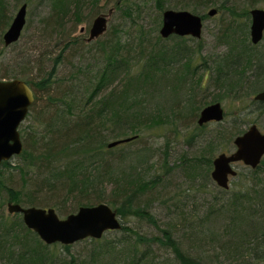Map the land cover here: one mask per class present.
Returning <instances> with one entry per match:
<instances>
[{"label": "trees", "instance_id": "obj_1", "mask_svg": "<svg viewBox=\"0 0 264 264\" xmlns=\"http://www.w3.org/2000/svg\"><path fill=\"white\" fill-rule=\"evenodd\" d=\"M107 1L111 5L103 11ZM258 1L105 0L98 5V0H40L47 10L38 21L37 55L17 54L18 60L0 61V78L19 77L33 93L26 115L17 126L22 148L14 156L18 158L15 168L21 174V185L13 187L0 176V259L7 262L2 264H41L47 259L45 244L23 224L20 215L2 211L1 206L7 201L51 206L61 214L74 211L78 205L105 202L121 217L116 228L120 234L101 242L103 248L96 250L97 254L111 253L115 244L121 242L127 244L122 257L125 264L152 260L153 264H163L149 245L156 241L169 246L178 262L198 264L199 255L191 258L187 250L184 252L170 228L161 227L160 234L147 236L129 221L135 217L156 225L148 200L159 196L170 183L173 168L166 164V158L172 155L170 139L180 136L190 146L200 143L190 156L179 150V172L183 177L198 175L212 180L209 165L213 146L223 137L240 133L244 128L239 125L254 122V115L264 113V101L250 98L246 109L230 119L197 124L195 118L206 103L223 97L239 100L251 90L264 88V53L255 47L259 40L252 43L248 36V9ZM170 6L189 7L200 14L202 28L207 15L204 9L214 7L213 44L222 46L220 50L193 63L202 55L198 38L193 47L187 42L194 39L191 36H160V12ZM102 12L107 20L110 14L117 18L106 21L100 35L87 41L71 34L76 23L84 18L91 21ZM10 18L9 1L0 0V55L5 46L19 43L21 32L10 44L2 42L1 33ZM85 31L87 35V27ZM64 65L66 70L58 73ZM197 72L200 74L196 76ZM251 113L252 118L244 117ZM209 122L215 127L208 136L197 132ZM130 135L121 144L106 145L110 139ZM161 135L162 145L157 148L151 139L155 142ZM153 156L162 173L149 179L146 172ZM1 167L9 168L7 160L0 162V173ZM243 168L245 172L238 171L236 177H242L239 186L224 198L218 200L220 197L213 195L211 200L221 201L217 208L228 212L230 224L249 217L250 229L230 234L231 238L223 242L224 252L231 254L224 259L249 264L247 253L253 259L264 257V230L259 231V223L255 224L259 218L264 220V155L254 167ZM56 190H64L63 197L52 199L49 192ZM143 195H148V199L142 200ZM69 196L72 206L65 209L62 203ZM174 196L177 201V194ZM212 205L210 202L201 218L214 214L216 207ZM183 226L190 228L184 240L192 238L194 226ZM93 252L92 249L90 254Z\"/></svg>", "mask_w": 264, "mask_h": 264}, {"label": "rangeland", "instance_id": "obj_2", "mask_svg": "<svg viewBox=\"0 0 264 264\" xmlns=\"http://www.w3.org/2000/svg\"><path fill=\"white\" fill-rule=\"evenodd\" d=\"M9 1V10H10V16L14 13L16 7L21 3L25 2V24L22 26L21 34L19 38V43L15 45H8L5 46L3 49V52L0 55V61L2 63L5 62H12L13 60L19 58L22 54H29L32 57L37 55L39 48H36V46H40L39 40H37L36 34L38 33L39 29V18L44 15V13L47 10V6L40 2V0H8ZM17 1V2H16ZM105 0H98V5H102ZM14 2L15 5L13 4ZM111 5L110 1H107L105 4V8L103 11H106V8ZM254 6H259L264 8V0H260L254 4ZM171 8H176L174 6H170ZM212 7V6H211ZM180 8V7H178ZM185 9H190L189 7H183ZM208 7L204 9V11L207 10ZM103 13V12H102ZM104 14V13H103ZM216 11L211 15H206L205 19L203 20V28L201 31V35L198 38V40L202 43V50H201V56L198 55V57L193 60L194 62H200L202 58H206L207 54H210L211 52L219 51L222 46H216L213 44L215 42V28L214 25L216 23ZM107 17V15H106ZM116 15H108V22L110 20L115 21ZM159 22H160V16H159ZM158 22V25H159ZM90 23L85 18L82 21H79L76 23L74 28L71 30V34L74 35H80L83 36V38L86 36L85 28L88 27ZM6 27V26H5ZM3 28V30L5 29ZM79 27H82L84 30L81 31ZM158 27V26H157ZM124 31V30H123ZM189 36V35H186ZM194 38V37H193ZM53 39V38H52ZM93 39V38H92ZM91 40V39H90ZM197 39H187V42L191 46H195V43ZM44 41V40H43ZM88 41V40H87ZM259 43V44H258ZM255 46L257 50L264 53V28L262 32L261 39ZM28 44L29 46H27ZM20 50V52H19ZM19 54V56L17 55ZM204 56V57H203ZM35 62L32 63L34 65ZM66 66L60 67L58 70V73L64 72L66 70ZM199 72L203 71L200 70ZM199 72L196 73V76L200 74ZM208 73V72H207ZM206 73V76H207ZM248 91H250V87H248ZM199 90H197V93ZM211 92H215V90H211ZM210 92V93H211ZM209 95L206 96L208 99L210 97ZM254 91H250L248 94H245L242 96V99H232L230 97H223L221 100H219L221 107L223 109V120L230 119L233 114H235L239 110H245L246 104L250 98H252V95L254 94ZM180 94V93H179ZM251 115H254L253 113L245 114L244 117H250ZM196 118V116H195ZM194 118V120H195ZM254 122L256 123L259 130H264V113L259 115H254ZM193 120V121H194ZM222 120V121H223ZM30 120L27 119V122ZM220 121V120H218ZM221 121V123H223ZM26 122V123H27ZM193 125V123H191ZM241 128H244L246 125H239ZM215 127V124L212 122L206 123L202 127H199L197 129L198 133H202L204 135H209V131H211ZM151 138V137H150ZM162 135L157 137V139L154 142V138L152 140L153 145H157V148L162 145ZM144 139V138H143ZM149 139V136L147 137V140ZM150 141V140H149ZM170 141V142H169ZM168 141L169 145L172 147V155L168 156L166 158V164L172 166V173L169 177L170 183L162 190V192L159 194V196H154L152 200H148V208L150 212L153 214V216L156 218L155 224L153 223H147L146 220H138L137 218L133 217V219L129 222L134 224V227H136L141 234L149 236L150 234H160L159 228L166 227L170 228L172 231V236L176 238L180 243V246L184 252L186 250L188 253H190L191 258L194 256L200 257V260L198 264H215L218 262V260L221 261V264H245L244 260H238V261H232L229 263L226 259H224L225 255L230 256V252L226 251L224 252V244L223 242L226 240H229L231 236L230 234H239L240 231L244 232L245 229L249 228L252 223H249L247 220L249 217H246L245 220H237L236 223L230 224L227 214L228 212L223 209L217 208L218 204L217 202H213L211 198L213 195H216V197L224 198L226 195L229 194L230 190L236 189L242 177L239 175L238 178L237 175L239 174L238 171L245 172V169L243 168V164L240 162L233 163V166L236 169V172L233 176L229 177L228 179V187L226 191H223L221 187L217 186L212 180L208 179V177H198V175H194V177L188 178L183 177V175L179 172V165H180V159H179V150L181 153H187V155L195 154L196 148L200 145V143L189 145L182 141V138L180 136H177L176 139H170ZM122 143V142H121ZM118 143V144H121ZM233 148L232 145V136L230 138H222L219 140L218 143H216L211 151V157L215 155L219 151L223 152H229ZM198 152V151H197ZM264 155V154H263ZM262 155V156H263ZM155 156L151 157L148 162H151V166L147 169L146 177L151 179L154 174L162 173L160 172V167L158 165V161L154 158ZM18 158L14 155L9 157L7 159L8 167H1L0 176L3 177L4 181L9 183V185L13 187H20L21 185V174L19 171L15 168V164H17ZM10 164V165H9ZM19 164V163H18ZM209 165V169H210ZM209 171V170H208ZM157 189V188H156ZM60 192L57 194V192ZM53 192H49V194L53 197L52 199L63 197L64 190H56ZM43 193V191L41 192ZM174 194H177V201L174 199ZM71 196V195H70ZM68 197L65 199V201L62 203L65 209L71 208L72 204V197ZM148 195H143L142 200L148 199ZM58 202V201H55ZM211 202L212 208L214 210V214L210 213L208 217L201 218L204 214V211H206L209 206V203ZM176 204V206L174 205ZM178 204V205H177ZM63 208V209H64ZM1 209L4 213H8L6 211L5 204L1 206ZM55 212L58 216H63L65 214H61L57 211V209L54 207ZM118 219L121 220L120 215H117ZM184 217V218H182ZM189 223L190 226H194V228H191L192 238H188L184 240L185 237H187L186 232H190V228L184 227V224ZM259 223V231L264 230V220L263 218H259L258 222L255 220V224ZM232 225V226H230ZM185 230V231H184ZM189 230V231H188ZM246 232V231H245ZM258 233V232H257ZM256 233V234H257ZM120 234V231L117 229H109L103 232L102 236L99 238H90V237H84L78 240H75L73 242H70L69 244H66L67 246L64 247L63 244L59 242H51V243H44L45 244L44 252L47 255V259L43 260L41 264H109L108 261H112V264H125V261L122 259L123 254H125V248L127 247L126 243H116L115 247L113 248L114 251L108 254H104V252L97 254L96 250L103 248V244L101 242H104V240H112L113 238H116ZM190 234V233H188ZM247 234H251L249 231ZM251 236V235H249ZM182 238V239H181ZM180 239V240H179ZM99 240V241H98ZM110 243V242H108ZM101 244V245H100ZM138 246H141V243L137 244ZM150 247L153 249V253L157 256L156 259L161 260L163 264H184L178 262L174 256L173 251L169 246L161 245L160 243L154 241L153 243L149 244ZM245 247V245H244ZM14 248V247H13ZM15 250L17 247L14 248ZM94 250L93 254L91 255V250ZM14 250V251H15ZM118 250V252H117ZM244 252V249H241L240 252ZM15 254V253H14ZM114 254V256H113ZM198 254V255H197ZM248 263L249 264H264V257L253 259L251 254L247 253ZM218 259V260H217ZM210 260H212L210 262ZM184 261V260H183ZM216 261V262H215ZM3 262L7 263L5 259H0V264ZM148 262V261H147ZM145 262L144 264H147ZM153 260L150 261L149 264H153ZM156 263V261H155ZM154 263V264H155Z\"/></svg>", "mask_w": 264, "mask_h": 264}, {"label": "water", "instance_id": "obj_3", "mask_svg": "<svg viewBox=\"0 0 264 264\" xmlns=\"http://www.w3.org/2000/svg\"><path fill=\"white\" fill-rule=\"evenodd\" d=\"M25 2H21L12 14L7 26L1 33L4 45L15 41L25 21ZM216 11L214 7L206 10L208 15ZM248 36L252 43L260 40L264 28V8L251 6L248 9ZM106 14H95L88 27L86 40L100 35L106 27ZM81 30L82 27H79ZM202 29L201 15L185 8H163L160 12L158 34L189 35L199 38ZM253 99L264 101V88L257 90ZM33 100L31 88L19 77L0 78V162L18 154L22 144L17 130L29 105ZM223 109L219 101L202 105L197 113L196 123L221 120ZM123 136L110 139L107 146L130 139ZM233 149L229 152L219 151L211 159L209 175L214 183L227 188L228 179L235 174L233 162L240 160L243 164L255 166L264 154V130L261 131L254 122L232 137ZM6 211L18 213L23 224L36 233L44 243L59 242L67 244L84 237H99L103 231L120 226L114 210L105 202L78 205L74 211L58 216L51 206L21 205L7 201Z\"/></svg>", "mask_w": 264, "mask_h": 264}, {"label": "flooded vegetation", "instance_id": "obj_4", "mask_svg": "<svg viewBox=\"0 0 264 264\" xmlns=\"http://www.w3.org/2000/svg\"><path fill=\"white\" fill-rule=\"evenodd\" d=\"M83 30H84V29L82 28L81 31H83ZM85 38H86V37H84V39H85ZM85 40H86V39H85ZM255 100H256V99H255ZM258 101H261V100H258ZM201 124H203V123H201ZM247 126H248V125H246V126L244 127V129H245ZM256 126H257V125H256ZM244 129H243V130H244ZM243 130H242V131H243ZM242 131H241V132H242ZM19 137H20V136H19ZM20 140H21V139H20ZM232 145H233V143H232ZM233 147H234V146H233ZM232 149H233V148H232ZM232 149H231V150H232ZM211 159H212V158H211ZM236 162H240V163H242L240 160L235 161V162H233V163H236ZM233 163H232V164H233ZM242 164H243V163H242ZM243 165L249 166V165H247V164H243ZM249 167H251V166H249ZM253 167H254V166H253ZM233 168L235 169L234 166H233ZM251 168H252V167H251ZM235 172H236V169H235ZM209 176H210V175H209ZM230 177H231V176H230ZM210 178H211V177H210Z\"/></svg>", "mask_w": 264, "mask_h": 264}]
</instances>
